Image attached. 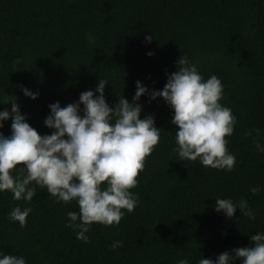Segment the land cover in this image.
<instances>
[{
	"label": "trees",
	"instance_id": "1",
	"mask_svg": "<svg viewBox=\"0 0 264 264\" xmlns=\"http://www.w3.org/2000/svg\"><path fill=\"white\" fill-rule=\"evenodd\" d=\"M180 56L223 85L220 103L237 118L226 137L236 158L231 172L179 161L173 112L150 99ZM99 79L110 108L120 96L131 103L139 81L148 89L139 118L151 115L160 129L131 189L137 206L117 227L93 224L84 243L65 226L67 213L79 211L75 201L57 203L41 188L29 203L0 193V253L26 264H198L252 246L250 235L264 233V153L253 143L264 146V0H0V111L10 112L15 98L26 122L50 135L48 106L76 103L88 90L96 95ZM10 128L11 119L0 134L9 136ZM216 198L246 200L255 219L239 209L226 218L214 210ZM17 206L32 209L23 228L8 219ZM114 241L122 246L110 250Z\"/></svg>",
	"mask_w": 264,
	"mask_h": 264
},
{
	"label": "clouds",
	"instance_id": "2",
	"mask_svg": "<svg viewBox=\"0 0 264 264\" xmlns=\"http://www.w3.org/2000/svg\"><path fill=\"white\" fill-rule=\"evenodd\" d=\"M152 38L145 36L147 42ZM176 67L167 76L163 89L150 93L151 100L161 98L173 112L170 123L178 129L173 151L179 161L231 172L236 158L226 147V137L233 134L237 118L220 103L221 81L215 75L205 80L185 56L179 57ZM106 85L99 79L96 95L88 90L80 94L76 103L64 107L59 102L50 104V114L44 120V125L54 130L50 135L40 136L26 122L15 98L7 102L11 103L10 112L0 111V128L11 119V134H0V193L8 192L13 200L29 203L36 189L41 188L57 203L75 201L79 211L67 213L65 226L84 243L89 242L86 233L93 224L117 227L125 212L130 214L137 206L131 189L137 186L138 173L144 170L146 157L160 139L154 118H139L142 107L138 101L148 89L137 81L132 102L120 96L110 108L104 98ZM21 90L32 100L38 97V93L26 88ZM256 132L259 136V130ZM253 143L258 153H264L259 140ZM250 191L255 195L260 187ZM237 209L241 216L255 219L246 200L234 203L230 198H216L214 210L226 218L231 219ZM31 211L17 206L8 219L23 228ZM250 241V247L233 249L231 254L224 252L215 260L201 258L198 264H264V233L250 235ZM121 246V241H114L109 247L115 250ZM0 264H26V260L0 253ZM177 264H188V260L180 259Z\"/></svg>",
	"mask_w": 264,
	"mask_h": 264
}]
</instances>
